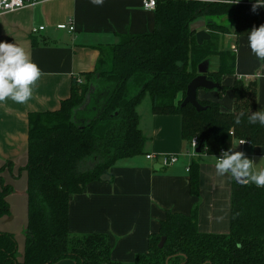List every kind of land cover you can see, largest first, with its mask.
<instances>
[{"label": "trees", "instance_id": "1", "mask_svg": "<svg viewBox=\"0 0 264 264\" xmlns=\"http://www.w3.org/2000/svg\"><path fill=\"white\" fill-rule=\"evenodd\" d=\"M233 2L157 0L153 32L124 36L112 45L81 83L74 77L72 94L59 110L30 114L24 251L19 253L14 233L0 230V264H54L66 258L74 264H123L111 259L107 235L69 232V202L118 161L143 153L146 138L137 107L147 93L155 113L182 115L183 137L189 146L198 137L200 153L219 156L237 139L264 145V127L248 123L259 110L256 79L235 81L232 112L222 111L219 101L199 100L203 111L191 104L182 107L188 84L206 60L220 61L206 75L221 84L217 90L228 89L223 77L235 74L236 52L221 50L216 33L247 34L258 27L260 12L251 11L250 0ZM201 17L219 23L209 26L211 38L199 44L193 24ZM237 116L240 125L234 123ZM189 171L192 193L198 196L197 161ZM11 192L0 178V219L11 213ZM163 236L166 242L160 248ZM151 246L133 264H264V187L234 182L229 233L200 232L195 209L190 215L168 211Z\"/></svg>", "mask_w": 264, "mask_h": 264}, {"label": "crops", "instance_id": "2", "mask_svg": "<svg viewBox=\"0 0 264 264\" xmlns=\"http://www.w3.org/2000/svg\"><path fill=\"white\" fill-rule=\"evenodd\" d=\"M70 20L75 25L73 31L58 28ZM195 24L210 34L205 18ZM261 24L264 9L259 12L258 26ZM42 26L44 30L35 31ZM155 28L156 11L144 9L143 0H103L100 5L92 0H41L0 16V41L24 47L42 70L28 102L16 104L9 99L0 103V178L12 187L7 196L11 213L0 219V230L17 236L20 254L28 225L30 114L59 110L72 94L74 77L83 81L85 73L96 70L104 54L108 55L112 45L124 36L153 32ZM216 38L223 51L237 45L235 74L223 77L226 91L200 89L198 99L219 101L222 111L232 112L235 94L231 87L235 81L256 79L258 109H264V61L251 53L247 34L216 33ZM217 68L212 59L210 69ZM137 110L146 138L143 153L118 161L109 178L88 183L69 202V232L107 235L111 259L123 264H133L151 251V239L160 233L168 211L190 215L195 209L200 232L229 233L236 182L230 175L216 174L218 155L189 153L190 146L182 134V115L155 113L149 93ZM233 148L252 158L255 170L264 169V145L241 146L235 140ZM149 154L155 157L148 159ZM172 154L178 161L164 167L163 156ZM194 161L199 165L198 196L192 193L188 170ZM54 264L74 261L66 258Z\"/></svg>", "mask_w": 264, "mask_h": 264}, {"label": "clouds", "instance_id": "3", "mask_svg": "<svg viewBox=\"0 0 264 264\" xmlns=\"http://www.w3.org/2000/svg\"><path fill=\"white\" fill-rule=\"evenodd\" d=\"M100 5L103 0H92ZM251 11L264 9V0H250ZM17 7H23V0H14ZM233 3L239 4L240 0ZM247 46L259 61H264V24L253 26L247 31ZM42 76V70L32 59L28 51L17 43L0 41V103L11 100L16 104H25L33 97L36 82ZM243 114H241L242 116ZM241 116H237L234 123L240 125ZM248 123L264 127V109L253 112L248 117ZM246 141L241 140L240 145ZM236 148L221 150L214 167L219 176L230 175L237 183L257 187H264V169L254 168V160L244 151Z\"/></svg>", "mask_w": 264, "mask_h": 264}, {"label": "water", "instance_id": "4", "mask_svg": "<svg viewBox=\"0 0 264 264\" xmlns=\"http://www.w3.org/2000/svg\"><path fill=\"white\" fill-rule=\"evenodd\" d=\"M219 22L213 19H205V25L207 27L212 25H217ZM194 28H196V24L194 22ZM198 30V28H196ZM211 38V35L206 30H198L196 32V39L199 44H202L205 40H208ZM210 69V61L206 60L203 63L199 64L198 70L199 75H197L192 81L188 84L187 90H186V96L182 102V107L186 106L188 104L193 105L197 111H203L206 109L205 106H203L199 99H198V91L200 89H206V90H214L220 88L221 84L217 83L207 77V72ZM197 152H201V147L197 149ZM103 180H106L109 178L108 174H105L101 177ZM240 184V183H238ZM166 242V237L163 236L159 247L162 248Z\"/></svg>", "mask_w": 264, "mask_h": 264}, {"label": "built area", "instance_id": "5", "mask_svg": "<svg viewBox=\"0 0 264 264\" xmlns=\"http://www.w3.org/2000/svg\"><path fill=\"white\" fill-rule=\"evenodd\" d=\"M41 0H23V7H17L14 3V0H0V16L7 14V13H11V12H15L18 10H21L23 8L26 7H30L33 5H36L37 3H40ZM157 5V0H143V7L146 10H155ZM59 29H68L69 31H73L75 29V25L74 22L72 20H70L68 23H63L58 25ZM45 27L42 26L39 29H35V31H39V30H44ZM233 51L236 52L237 51V45H235L233 47ZM80 83L82 82L81 80H79ZM244 140L246 141L245 144H242L241 146H244L246 144H249V141L245 140V139H237V143L240 145V141ZM199 148V140L197 138L192 139L191 143H190V151L189 153H191L192 155H195L197 152V149ZM155 157V155L153 154H149L147 155V158H153ZM178 161V156L177 155H164L162 158V164L163 166H170L173 165L174 163H176ZM188 170H190V168H188Z\"/></svg>", "mask_w": 264, "mask_h": 264}, {"label": "rangeland", "instance_id": "6", "mask_svg": "<svg viewBox=\"0 0 264 264\" xmlns=\"http://www.w3.org/2000/svg\"><path fill=\"white\" fill-rule=\"evenodd\" d=\"M225 22H229L228 20H226ZM214 60H215V63H216V66H218L219 65V60L217 59V58H214ZM133 91V90H132ZM136 91V90H135ZM135 91H133V93L135 92ZM80 92V89L79 90H77L75 93L77 94V93H79ZM133 95V94H132ZM198 138V137H197ZM135 263V262H134Z\"/></svg>", "mask_w": 264, "mask_h": 264}]
</instances>
